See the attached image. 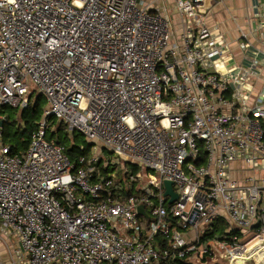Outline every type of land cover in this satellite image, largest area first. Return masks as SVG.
<instances>
[{"label":"built area","instance_id":"2783aa9c","mask_svg":"<svg viewBox=\"0 0 264 264\" xmlns=\"http://www.w3.org/2000/svg\"><path fill=\"white\" fill-rule=\"evenodd\" d=\"M221 2L0 0V107L46 102L26 150L0 127V264L264 263L263 112ZM51 120L97 150L75 166Z\"/></svg>","mask_w":264,"mask_h":264},{"label":"crops","instance_id":"0c3cea01","mask_svg":"<svg viewBox=\"0 0 264 264\" xmlns=\"http://www.w3.org/2000/svg\"><path fill=\"white\" fill-rule=\"evenodd\" d=\"M206 25L227 45L222 70H248L247 103L261 107L264 120V0H223L211 7Z\"/></svg>","mask_w":264,"mask_h":264},{"label":"trees","instance_id":"16d2710c","mask_svg":"<svg viewBox=\"0 0 264 264\" xmlns=\"http://www.w3.org/2000/svg\"><path fill=\"white\" fill-rule=\"evenodd\" d=\"M43 100L44 99L40 95H37L28 108L17 110L18 113L15 111L19 118L18 124L15 123V121L10 122L8 120L9 116H7V120L2 126L3 141L11 147L12 154H18L27 149L30 141V134L36 129L38 120L41 116V102H43ZM5 108H9L13 111L12 108L7 106L0 107V111H4ZM261 122L264 128V120ZM52 126H54L53 129L47 130L46 139L62 146L65 154H67L75 166L78 164V159L80 157L88 156L92 152L90 150L92 145L88 143L82 135L68 131L66 126L61 122L58 123L54 121ZM68 141H72V143L66 146L65 144ZM103 171L106 170L103 169Z\"/></svg>","mask_w":264,"mask_h":264},{"label":"rangeland","instance_id":"374dc122","mask_svg":"<svg viewBox=\"0 0 264 264\" xmlns=\"http://www.w3.org/2000/svg\"><path fill=\"white\" fill-rule=\"evenodd\" d=\"M170 6H172L170 3H168V7H170ZM35 97V96H34ZM44 105H46V102L43 100V102H41V107H43ZM13 109V111L11 110V109H9V108H5L4 109V111H0V112H2L1 113V115H4V116H9V121L10 122H14L15 121V123H17L18 124V122H19V118H18V115H17V113H18V111H17V109L16 108H12ZM15 109V110H14ZM17 113H16V112ZM54 121H49V123L51 124V125H49V128L48 129H53L54 128V126H52V123H53ZM14 128V127H13ZM72 143V141H68V142H66V146L67 145H69V144H71ZM92 152H94V150H97V148H96V146L95 145H92L91 146V149H90ZM102 150V149H101ZM102 152H103V156L105 157V158H107L108 156H109V152L107 151V150H105V149H103L102 150ZM249 264H252V261H250L249 262ZM259 264H264L263 262H261V263H259Z\"/></svg>","mask_w":264,"mask_h":264},{"label":"water","instance_id":"95a60500","mask_svg":"<svg viewBox=\"0 0 264 264\" xmlns=\"http://www.w3.org/2000/svg\"><path fill=\"white\" fill-rule=\"evenodd\" d=\"M3 124H4V121L0 120V127H2ZM90 144L92 145V143H90ZM164 185H165V195L170 196L169 203H171L177 198V195L173 192L172 184H171L170 181H164ZM138 212L141 215H145V212L143 211V207L142 206L138 207Z\"/></svg>","mask_w":264,"mask_h":264},{"label":"bare ground","instance_id":"6f19581e","mask_svg":"<svg viewBox=\"0 0 264 264\" xmlns=\"http://www.w3.org/2000/svg\"><path fill=\"white\" fill-rule=\"evenodd\" d=\"M258 257V256H257Z\"/></svg>","mask_w":264,"mask_h":264}]
</instances>
